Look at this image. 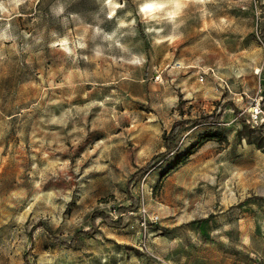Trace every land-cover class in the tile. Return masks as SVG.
Instances as JSON below:
<instances>
[{
  "label": "rangeland",
  "instance_id": "obj_1",
  "mask_svg": "<svg viewBox=\"0 0 264 264\" xmlns=\"http://www.w3.org/2000/svg\"><path fill=\"white\" fill-rule=\"evenodd\" d=\"M5 7L0 264H264V0Z\"/></svg>",
  "mask_w": 264,
  "mask_h": 264
},
{
  "label": "trees",
  "instance_id": "obj_2",
  "mask_svg": "<svg viewBox=\"0 0 264 264\" xmlns=\"http://www.w3.org/2000/svg\"><path fill=\"white\" fill-rule=\"evenodd\" d=\"M264 37V36H263ZM220 117H215V116H209L206 117L204 119H201L198 122H194L195 126L198 125H204V124H215L217 122V120ZM193 122L191 121H183V122H178L175 123L171 129V132L169 133V135H166L164 137V142H165V153L161 154V155H157L152 159L153 163H157L160 160H166L170 157V155H175L180 151L179 148V138L181 136V134L188 128V126L190 124H192ZM135 208V204L132 205V207L126 208V207H122L118 210V212L124 213V212H130ZM94 220L97 218H102L104 219V222L106 224H108L111 227H119L122 225V220H118V221H112L109 217L106 216V214L104 213H97L94 215ZM48 233L50 236H53V233L51 231L48 230ZM92 236V232H79L77 234L74 235L73 240L70 244H65V243H61L64 246L73 248L76 246L77 241L80 238H85L88 239Z\"/></svg>",
  "mask_w": 264,
  "mask_h": 264
},
{
  "label": "clouds",
  "instance_id": "obj_3",
  "mask_svg": "<svg viewBox=\"0 0 264 264\" xmlns=\"http://www.w3.org/2000/svg\"><path fill=\"white\" fill-rule=\"evenodd\" d=\"M9 2L11 4H14L15 6L19 7L21 4H23L24 0H9ZM118 7V5H117ZM155 7V5L152 4H148L144 10L148 11L151 8ZM55 12L58 14L60 12H63V5H58L55 9ZM8 9L5 7V0H0V14L7 12ZM114 15V13H113ZM10 29H11V25L10 24H6L3 28H0V40H8V39H12L13 37L10 35ZM100 30L97 29V32H99ZM109 39L111 37H108ZM64 44H67V39L65 38ZM68 49L65 48V51H67Z\"/></svg>",
  "mask_w": 264,
  "mask_h": 264
},
{
  "label": "built area",
  "instance_id": "obj_4",
  "mask_svg": "<svg viewBox=\"0 0 264 264\" xmlns=\"http://www.w3.org/2000/svg\"><path fill=\"white\" fill-rule=\"evenodd\" d=\"M179 67H181L180 64H179ZM251 113H252V118H253L254 120H257V119H259V118H261V117L264 116V112H263V110L261 109L260 105L254 107Z\"/></svg>",
  "mask_w": 264,
  "mask_h": 264
}]
</instances>
